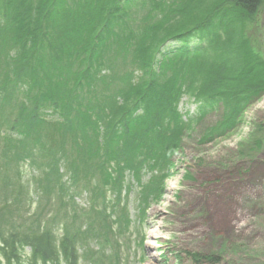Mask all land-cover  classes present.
Wrapping results in <instances>:
<instances>
[{
    "label": "trees",
    "instance_id": "trees-1",
    "mask_svg": "<svg viewBox=\"0 0 264 264\" xmlns=\"http://www.w3.org/2000/svg\"><path fill=\"white\" fill-rule=\"evenodd\" d=\"M263 5L0 0V169L29 159L41 169L46 192L62 178L60 169L73 182L95 175L103 201L90 196L89 203L98 204L92 211L106 224L120 206L106 193L129 174L139 185L141 212L148 196L160 197L190 123L217 112L201 143L221 137L264 93V53L247 36ZM187 92L196 109L183 119L178 104ZM12 185L13 200L3 199L0 211L18 199ZM113 218L115 233L128 230L126 217ZM90 222L88 231L101 229ZM61 230L58 240L45 227L0 231V264L17 263L25 248L30 264H78L82 233Z\"/></svg>",
    "mask_w": 264,
    "mask_h": 264
},
{
    "label": "rangeland",
    "instance_id": "rangeland-1",
    "mask_svg": "<svg viewBox=\"0 0 264 264\" xmlns=\"http://www.w3.org/2000/svg\"><path fill=\"white\" fill-rule=\"evenodd\" d=\"M247 34L264 53V5ZM195 109L191 92L185 93L178 104L183 119ZM219 119L217 112L210 113L186 127L160 197L151 201L148 196L141 212L139 185L129 174L121 187L108 190L107 198L120 203L103 220L110 231L92 211L103 201L95 175L76 176L73 182L69 172L60 169L62 178L46 192L36 163L11 158L0 169V206L5 198L13 200L12 184L18 199L0 211V231L45 227L55 240L62 226L80 231L83 257L78 264H264V93L246 106L232 131L201 143L204 130ZM148 175L142 176L143 182ZM6 176L9 181L4 182ZM90 196L97 202L94 206ZM114 215L129 220L127 231L115 233ZM91 220L101 229L88 231ZM150 231L157 236L150 237ZM28 253L23 249L15 264H30Z\"/></svg>",
    "mask_w": 264,
    "mask_h": 264
},
{
    "label": "bare ground",
    "instance_id": "bare-ground-1",
    "mask_svg": "<svg viewBox=\"0 0 264 264\" xmlns=\"http://www.w3.org/2000/svg\"><path fill=\"white\" fill-rule=\"evenodd\" d=\"M172 187H173V186L170 185V186L168 187V189H169V188H172ZM149 236H150V237H156V236H157V233H155V232H153V231H150V232H149Z\"/></svg>",
    "mask_w": 264,
    "mask_h": 264
}]
</instances>
